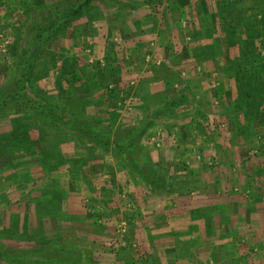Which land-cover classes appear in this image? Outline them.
I'll return each instance as SVG.
<instances>
[{"label":"rangeland","instance_id":"rangeland-1","mask_svg":"<svg viewBox=\"0 0 264 264\" xmlns=\"http://www.w3.org/2000/svg\"><path fill=\"white\" fill-rule=\"evenodd\" d=\"M83 1L0 0V97L41 100L110 142L0 106V250L41 264H264V123L233 77L239 44L215 28L225 0H91L73 14ZM241 1L238 39L260 12Z\"/></svg>","mask_w":264,"mask_h":264},{"label":"trees","instance_id":"trees-1","mask_svg":"<svg viewBox=\"0 0 264 264\" xmlns=\"http://www.w3.org/2000/svg\"><path fill=\"white\" fill-rule=\"evenodd\" d=\"M90 2L91 0L83 1L74 9L73 14L80 12L85 6L89 5ZM239 2L241 3L243 1H224L229 10L226 12L225 16H220L219 20L215 22V28L218 27V29L223 32V40L228 50L235 47L236 44H239L242 51V55L239 57L241 62L236 64L237 68H235L233 77L237 81L238 86L242 89V94L247 98H250L254 108L258 109L246 110L248 118H254V122L264 123V0H252V9H259L260 12L254 13V16H251V18L244 19L245 27H249V32L247 33L246 38L242 39L237 38L238 27L243 24L242 17L239 16L238 13H235V11H242V8L238 7ZM258 2L262 5V8H259ZM250 22L251 24H249ZM250 26H252L253 33L251 32ZM53 32H55V30ZM241 57H243L242 60ZM246 65L249 66V68H246ZM7 103L23 104L36 111L38 114L49 117L64 126L85 130L89 136L99 143L106 145L110 144L105 135L93 130V123L85 122L78 117L69 118L64 114H60L56 110H53L52 107L48 106L41 100L32 97H24L19 92H16L9 96L0 97V106H4ZM263 130L259 133L260 138H264ZM263 151L264 150H262V152ZM40 249L42 250L41 247ZM36 251H38V249H36ZM0 256L8 260H10V258L17 261L20 260L21 264H41L39 261L44 263L47 259L44 258L40 260L34 258L29 260L26 256H14L11 252L7 254L1 250Z\"/></svg>","mask_w":264,"mask_h":264},{"label":"crops","instance_id":"crops-1","mask_svg":"<svg viewBox=\"0 0 264 264\" xmlns=\"http://www.w3.org/2000/svg\"><path fill=\"white\" fill-rule=\"evenodd\" d=\"M182 216H176L172 218V216L169 218L168 220V223L170 224L171 222H175L178 219H181ZM165 220H167L168 218L167 217H164ZM176 223H180V221L176 222ZM19 244H22V242H20Z\"/></svg>","mask_w":264,"mask_h":264}]
</instances>
